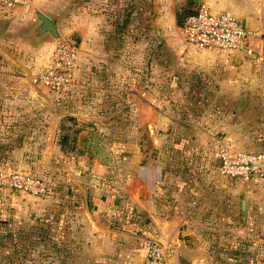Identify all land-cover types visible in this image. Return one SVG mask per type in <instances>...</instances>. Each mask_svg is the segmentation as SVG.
Wrapping results in <instances>:
<instances>
[{
    "label": "rangeland",
    "instance_id": "1",
    "mask_svg": "<svg viewBox=\"0 0 264 264\" xmlns=\"http://www.w3.org/2000/svg\"><path fill=\"white\" fill-rule=\"evenodd\" d=\"M131 2L34 1L32 8H40L52 18L62 39L76 41L78 64L74 81L63 96L65 103L20 104L12 134L5 131L1 122L0 177L15 171L40 177L50 184V200L60 203L68 191L78 189L71 179H66L65 184L59 182L66 174L60 169L65 163L57 158L66 162L71 157L88 160L94 156L106 162L128 159L135 163L155 156L170 159L175 143H182L177 132L185 133L194 126L211 127V132L206 131L198 138L211 151L218 152L225 141L220 128L225 122L231 127L226 137L230 141L236 139L232 134L238 117L236 105L224 102L228 92L216 85L220 80L217 72L211 66L188 69L183 66L181 70L177 67L178 63L182 65L180 59L176 60V52L182 43L183 21L201 1L135 0L143 10L132 12L127 26L120 28L130 13ZM34 21L33 18L24 24L21 31ZM18 36H22L20 32ZM56 44V40L45 38L39 42L32 40V49L20 46L19 59L23 60L19 61L30 71L29 83L34 74L49 67ZM43 90L39 88L37 96H58ZM155 109L161 112L159 120L154 118ZM31 114L34 120H23V116ZM46 115L50 117L47 121ZM158 130L166 135H159L161 140L156 144L151 135ZM249 138L248 135L243 139ZM54 156L57 162H53ZM43 163L48 166L43 167ZM251 190L264 192V183H255ZM29 197L42 199L47 195L35 196L0 187V264H67L68 252L61 248L62 243L55 244L61 240L58 222H52L50 216L51 227L43 231L46 224L42 205L31 206ZM260 203L262 206L264 200ZM243 216L247 224L246 212ZM259 222L264 223V217ZM259 237L260 242L264 240V233ZM251 238L256 239V235L237 234L236 239L241 240H237L240 255L236 258V250H228L226 264H250L245 258L250 250L245 245Z\"/></svg>",
    "mask_w": 264,
    "mask_h": 264
},
{
    "label": "crops",
    "instance_id": "2",
    "mask_svg": "<svg viewBox=\"0 0 264 264\" xmlns=\"http://www.w3.org/2000/svg\"><path fill=\"white\" fill-rule=\"evenodd\" d=\"M200 1L211 11L231 13L258 30L260 36L252 39L258 58L195 48L181 37L176 60L180 59L182 65L178 63L177 67L211 66L220 78L216 85L230 93H226L224 102L234 103L238 115L232 127L236 139L230 138L231 142L226 137L231 127L225 122L220 127L223 140L239 150L264 151V0ZM34 10L32 5L16 7L9 13L0 10V30L8 22L0 32V127L2 122L10 134L16 130L20 104H63L68 91L53 98L37 96L39 87L29 83L30 71L19 61L23 60L19 59L20 46L32 49V39L25 35L29 27L21 28L35 19ZM160 113L155 109L154 118L159 120ZM22 118L32 121L34 114ZM48 119L46 115L44 120ZM46 127L51 129V125ZM206 131L211 132V127L194 126L185 133L177 132L182 143H175L170 159L155 156L135 163L128 159L106 162L94 156L88 160L71 157L66 162L57 158L65 163L60 169L66 174L59 182L65 184L71 179L78 190L68 191L60 203L50 200L51 190L45 198H29L31 206L42 205L43 231L51 227L50 216L52 222H58L62 234L59 244L68 252L67 264H139L145 254L144 235H153L163 245L174 247L168 264H226L228 250L234 248L236 258L240 255L237 234L256 235L245 245L250 250L245 258L250 264H264V240H257L264 233V223L259 222L264 217V203L260 206L264 192L251 190L255 183H264V176L240 183L220 175L217 150L211 151L198 138ZM164 134L158 130L150 135L157 144L159 135ZM244 135L250 136L249 141L243 139ZM85 170L88 172L84 174Z\"/></svg>",
    "mask_w": 264,
    "mask_h": 264
},
{
    "label": "built area",
    "instance_id": "3",
    "mask_svg": "<svg viewBox=\"0 0 264 264\" xmlns=\"http://www.w3.org/2000/svg\"><path fill=\"white\" fill-rule=\"evenodd\" d=\"M35 0H0V10L9 13L16 7L29 8ZM181 35L188 45L195 48L216 49L224 53H238L245 57L258 58L252 47V39L259 32L245 25L228 12H213L200 5L189 14L181 27ZM78 64V46L74 39L57 41L48 68L34 74L33 86L62 94L72 85ZM219 174L247 182L264 176V151L239 150L225 140L218 150ZM0 187L44 196L49 192L45 180L33 174L15 171L0 177ZM145 254L139 264H168L174 255V247L163 245L153 235H144Z\"/></svg>",
    "mask_w": 264,
    "mask_h": 264
},
{
    "label": "water",
    "instance_id": "4",
    "mask_svg": "<svg viewBox=\"0 0 264 264\" xmlns=\"http://www.w3.org/2000/svg\"><path fill=\"white\" fill-rule=\"evenodd\" d=\"M34 16L35 23L28 28V31L25 34L27 37L34 40L35 42H39L40 40L45 38H51L56 41H60L62 39L58 28L51 17L37 9L34 10ZM7 25L8 22H4L0 32L4 30ZM244 207L245 206L243 203V211L245 210Z\"/></svg>",
    "mask_w": 264,
    "mask_h": 264
},
{
    "label": "trees",
    "instance_id": "5",
    "mask_svg": "<svg viewBox=\"0 0 264 264\" xmlns=\"http://www.w3.org/2000/svg\"><path fill=\"white\" fill-rule=\"evenodd\" d=\"M134 1L135 0H132V2L130 3V7H131V9H130V13H128L127 14V16H125V18L122 20V23H121V25L119 24V23H116L117 25H120L121 27L120 28H123V27H125V26H127V24H128V22H129V16L131 15V13L132 12H134L135 10H137V11H142L143 10V7L141 6V5H139L137 2H135L134 3ZM149 5H147V8H149L150 7V3H148ZM196 11V9L193 11V12H191V13H194ZM191 13H189V14H191ZM188 14V15H189ZM187 15V16H188ZM186 16V17H187ZM184 22V21H183ZM46 182V181H45ZM46 184L48 185V188H49V191L51 190V188H50V186H49V183L48 182H46ZM60 238H62V234L60 233L59 235H58ZM61 241V240H60ZM59 240H57V242L58 243H55L57 246L59 245V242H60Z\"/></svg>",
    "mask_w": 264,
    "mask_h": 264
}]
</instances>
